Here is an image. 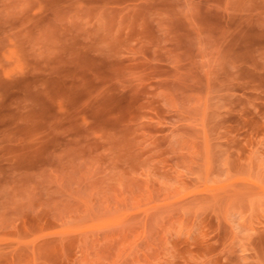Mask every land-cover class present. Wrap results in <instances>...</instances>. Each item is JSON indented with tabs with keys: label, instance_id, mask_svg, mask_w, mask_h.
Here are the masks:
<instances>
[{
	"label": "rangeland",
	"instance_id": "374dc122",
	"mask_svg": "<svg viewBox=\"0 0 264 264\" xmlns=\"http://www.w3.org/2000/svg\"><path fill=\"white\" fill-rule=\"evenodd\" d=\"M0 264H264V0H0Z\"/></svg>",
	"mask_w": 264,
	"mask_h": 264
}]
</instances>
